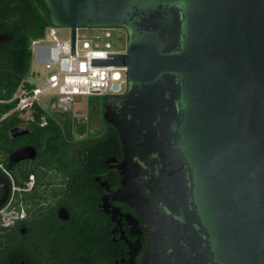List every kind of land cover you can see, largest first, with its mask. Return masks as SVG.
Wrapping results in <instances>:
<instances>
[{"label": "water", "instance_id": "1", "mask_svg": "<svg viewBox=\"0 0 264 264\" xmlns=\"http://www.w3.org/2000/svg\"><path fill=\"white\" fill-rule=\"evenodd\" d=\"M43 2L72 57L76 28L126 33L123 53L90 64L126 67L103 119L123 154L114 197L143 221L146 264H264V0ZM10 195L0 169V209Z\"/></svg>", "mask_w": 264, "mask_h": 264}, {"label": "flooded vegetation", "instance_id": "2", "mask_svg": "<svg viewBox=\"0 0 264 264\" xmlns=\"http://www.w3.org/2000/svg\"><path fill=\"white\" fill-rule=\"evenodd\" d=\"M14 48L12 39L0 42V71L11 67ZM70 105L47 108L39 120L15 105L0 113V164L22 211L0 231V264H146L143 221L114 197L121 175L112 164L123 158L120 142L113 147L115 128L103 119L102 101L83 104V114ZM16 128L26 133L12 135ZM95 142L102 145L93 149ZM23 147L35 156L11 160ZM7 239L11 257L3 252Z\"/></svg>", "mask_w": 264, "mask_h": 264}, {"label": "built area", "instance_id": "3", "mask_svg": "<svg viewBox=\"0 0 264 264\" xmlns=\"http://www.w3.org/2000/svg\"><path fill=\"white\" fill-rule=\"evenodd\" d=\"M55 26H47L41 37L30 41L31 66L29 74L16 88L12 100L15 109L31 115L35 105L43 109L65 108L73 97L89 94L105 96L125 92L126 67L121 65L90 64V58H111L106 53L125 51L126 33L121 28H93L89 34L74 33V55L71 56V37L61 38ZM41 66L43 73L36 67ZM40 79L39 81H37ZM55 97L45 104L46 95ZM0 169L9 178L11 195L0 209V227L12 225L22 211L11 206L14 185L9 173L0 164Z\"/></svg>", "mask_w": 264, "mask_h": 264}, {"label": "trees", "instance_id": "4", "mask_svg": "<svg viewBox=\"0 0 264 264\" xmlns=\"http://www.w3.org/2000/svg\"><path fill=\"white\" fill-rule=\"evenodd\" d=\"M26 2L27 5L24 7H11V0L0 1V32L10 34L15 47L12 58L10 59L12 62L11 67L8 70L0 71V113L8 112L14 107L15 102L12 100L13 94L18 85L29 74L31 66L30 41L34 38L41 37L45 28L51 25L48 10L43 0H26ZM31 113L39 120L41 115L47 114V110L35 105ZM112 140L113 147H119L116 129ZM100 145H102L101 142H95L92 148L98 149ZM14 205L15 202L11 200V206ZM5 229V227H0V231H4ZM3 252L6 257L12 256L11 239L5 240Z\"/></svg>", "mask_w": 264, "mask_h": 264}, {"label": "rangeland", "instance_id": "5", "mask_svg": "<svg viewBox=\"0 0 264 264\" xmlns=\"http://www.w3.org/2000/svg\"><path fill=\"white\" fill-rule=\"evenodd\" d=\"M94 29L93 28H78L77 32L78 34H89L90 32H92ZM57 34L59 37L61 38H67L70 35V29L67 27H58L57 28ZM41 73H43V69L41 66H37L36 67ZM40 79H38L37 81H39ZM55 97V94L53 93H48L46 95V99H45V104L48 105V103ZM104 95L101 94H89V95H82L79 97H73V100L71 101V105L72 106L75 102H81V103H77L76 105L72 106L71 109L73 110L72 112L77 113V114H83L84 110H83V104H92L94 103L96 100L102 101L103 100Z\"/></svg>", "mask_w": 264, "mask_h": 264}]
</instances>
